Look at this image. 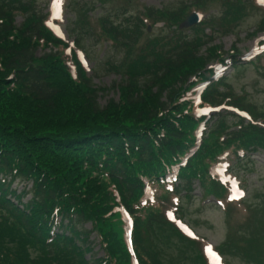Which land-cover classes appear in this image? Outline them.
Here are the masks:
<instances>
[{"label":"trees","instance_id":"trees-1","mask_svg":"<svg viewBox=\"0 0 264 264\" xmlns=\"http://www.w3.org/2000/svg\"><path fill=\"white\" fill-rule=\"evenodd\" d=\"M206 2L213 0L145 5L131 14L132 1L121 0L109 8L115 15L123 12L122 25L109 14L92 18L91 6L74 7L81 29L118 52L126 49L121 59L105 65L120 74L111 85L118 97L100 105L98 93L107 89L92 82L77 37L70 45L56 33L47 24L49 12L36 10V0H0V264H133V258L137 264H159L151 235L165 225L178 235L165 209L177 204L184 215L180 196H190L195 180L205 194L222 198L225 174L245 185L238 171L251 154L264 152V108L234 91L223 74L226 67L243 64L236 46L223 51L211 44L210 33L199 31L202 24L230 31L250 3H258L219 0L224 6L219 18L206 15L181 26L191 12H206ZM19 9L24 18L16 24ZM156 23L173 29L146 36L147 26ZM255 31L264 33V19ZM203 43L209 45L200 52ZM251 62L264 69V53ZM216 106L222 109L198 111ZM220 163L223 175L214 174ZM16 181L25 183L22 189L12 186ZM147 187L155 199L145 196ZM242 202L252 206L247 198ZM121 208L132 219V249ZM251 237L232 236L223 249L264 264L254 242L239 246ZM183 240L196 251L192 264H213L202 245Z\"/></svg>","mask_w":264,"mask_h":264},{"label":"rangeland","instance_id":"rangeland-1","mask_svg":"<svg viewBox=\"0 0 264 264\" xmlns=\"http://www.w3.org/2000/svg\"><path fill=\"white\" fill-rule=\"evenodd\" d=\"M73 1L77 3H73ZM118 1L113 0L110 3L109 0H36L34 5L37 11L52 14L48 17V20L70 45L77 37L84 46V49L79 50V55L87 72L92 75V82L96 86L107 89L98 93L100 105H105L109 99H117L118 97L117 88H113L111 85L120 80V74L108 69L105 65L110 59L112 61L121 59L125 55L126 49L124 48L123 51L118 52L113 45H110L109 41L98 39L93 32L90 34L81 29L80 25L74 22V18H76L74 7L78 5L91 6V11H88V14L92 18L96 17L98 13L109 14L116 24L120 23L122 25L125 17L122 14L123 12L115 15L109 8ZM131 1L130 11L132 14L136 13V9H141L145 5L155 8L174 7L181 0H137L138 3L135 0ZM223 8L224 6L219 0L207 3L206 12L199 15L198 21L206 15L219 18ZM23 18L24 12L20 9L14 11L16 24H19ZM262 19H264V9L260 8L259 5L253 7L250 3L247 15L230 31L226 32L224 29L223 32L211 31L210 26L202 24L199 33L203 34L205 31L210 33V36H212L210 39L211 44H220L223 51H228L236 46L239 56L244 57L243 64L241 67H226L223 74L227 75V82L234 91L243 93L247 101L256 104L257 107L264 108V69L258 63L251 62L256 53H264V33H256L255 31ZM91 24L93 28L98 27L99 29L96 20ZM163 26L156 23L152 27H147L148 33L146 36L164 35L173 29V27ZM225 26L227 28V25ZM229 28L231 26H228L227 29ZM184 33L190 36L194 34L192 30H184ZM259 44L262 46L257 51L256 46ZM208 45L209 43H203L200 52H204ZM44 51H48V49ZM42 52L40 49L37 50L38 55ZM250 156V161H246L243 169L238 171L245 180L244 188L238 186L237 180L226 177L225 174L220 177V181L225 190L227 188V195L222 198L215 193L205 194L202 187L195 180L190 196L185 193L184 196H180L182 198L181 209L184 213L181 218L182 222L176 216L179 211L173 207V204H169L165 209L166 220L171 223L170 225L181 238L196 245L200 244L202 247H206L207 243V248L210 246V250L221 249L225 261L231 264H253L252 259H249L246 253L236 250L233 254L231 251L223 249L226 241L233 239L232 236H252L249 240L242 239L239 246L245 248L254 242L262 254L261 256L264 257V152L260 150ZM221 168L219 167V169ZM220 175H223V173H220ZM226 180H228V185H226ZM24 185L25 183L16 181L12 186L20 190ZM27 185L30 186V182ZM241 193H243V198ZM151 195L152 190L148 189L147 196L150 197ZM28 197L29 195L24 200ZM230 197L232 198L230 199ZM245 198L254 207L244 205L242 200ZM257 218H261V221ZM87 226L89 227V224ZM178 235L166 225L158 228L157 234L152 233L153 247L157 248L161 257L159 264H192L196 251L191 243L181 239ZM93 236L95 237V235ZM96 243L94 250L98 252L96 255H100L98 241ZM205 250L206 252L210 251L209 249ZM220 256L222 258L221 254Z\"/></svg>","mask_w":264,"mask_h":264},{"label":"water","instance_id":"water-1","mask_svg":"<svg viewBox=\"0 0 264 264\" xmlns=\"http://www.w3.org/2000/svg\"><path fill=\"white\" fill-rule=\"evenodd\" d=\"M197 19H198V15L196 13H192L186 17V19L184 20V22L182 24L185 26H186V24L190 25V24L194 23Z\"/></svg>","mask_w":264,"mask_h":264},{"label":"snow or ice","instance_id":"snow-or-ice-1","mask_svg":"<svg viewBox=\"0 0 264 264\" xmlns=\"http://www.w3.org/2000/svg\"><path fill=\"white\" fill-rule=\"evenodd\" d=\"M241 195H243V193H241ZM232 197H230V199H231ZM209 250H210V248H209Z\"/></svg>","mask_w":264,"mask_h":264}]
</instances>
